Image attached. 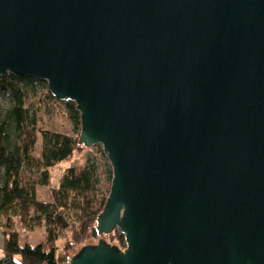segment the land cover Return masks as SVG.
<instances>
[{
  "label": "water",
  "instance_id": "water-1",
  "mask_svg": "<svg viewBox=\"0 0 264 264\" xmlns=\"http://www.w3.org/2000/svg\"><path fill=\"white\" fill-rule=\"evenodd\" d=\"M47 82L112 167L69 264H264V0H0V77Z\"/></svg>",
  "mask_w": 264,
  "mask_h": 264
},
{
  "label": "trees",
  "instance_id": "trees-1",
  "mask_svg": "<svg viewBox=\"0 0 264 264\" xmlns=\"http://www.w3.org/2000/svg\"><path fill=\"white\" fill-rule=\"evenodd\" d=\"M34 81L15 74L0 77V97L3 95L9 102L6 109L0 104V227L4 235L0 264H63L59 240L63 239V252L67 253L87 238H97V219L110 192V187L101 191L94 165L80 171L69 166L58 184L50 185L51 170L71 163L75 153L86 146L79 143L80 114L72 101H65L64 109L76 135L38 128V118L27 106ZM49 97L46 90L39 104ZM39 138L41 150L37 155ZM39 186H51L49 201L39 199ZM17 225L27 232L44 226L45 240L37 245H21ZM108 236L111 243L106 242L116 249L126 248L124 235L118 229Z\"/></svg>",
  "mask_w": 264,
  "mask_h": 264
},
{
  "label": "rangeland",
  "instance_id": "rangeland-1",
  "mask_svg": "<svg viewBox=\"0 0 264 264\" xmlns=\"http://www.w3.org/2000/svg\"><path fill=\"white\" fill-rule=\"evenodd\" d=\"M32 83V93L27 97V106L30 111L36 114L38 118V128L47 129L51 132H59L68 135H76L77 130L70 120V118L65 114V101L58 100L51 95L49 99L42 104H39L38 100L41 94H44L47 88V82L44 80H37ZM31 91V90H30ZM0 104L3 109L9 106V102L6 97L1 95ZM56 106V108L54 107ZM58 108H61L59 112ZM41 150V139L39 138L36 144V154L40 155ZM89 165L96 166V173L100 177L101 191L104 193L106 189L110 187L112 180V167L107 157L103 153L102 146L96 144L93 146L82 148L80 151L75 153L74 158L71 163H65L54 167L51 170L50 185L55 186L58 184L63 172L69 167L73 166L77 171L86 168ZM51 186H39L38 187V197L40 200L49 201L51 199ZM17 229L20 232L19 243L24 245L29 243L31 245H37L45 240V230L44 226L36 227L32 232H27L20 229L17 225ZM103 238L104 241L110 242V237L108 235L98 236L97 238L89 237L85 242L77 245L73 250L67 253L63 252V239L59 240L58 253L63 262V264H69L70 260L75 256L78 250L89 243L98 244L99 239Z\"/></svg>",
  "mask_w": 264,
  "mask_h": 264
},
{
  "label": "crops",
  "instance_id": "crops-1",
  "mask_svg": "<svg viewBox=\"0 0 264 264\" xmlns=\"http://www.w3.org/2000/svg\"><path fill=\"white\" fill-rule=\"evenodd\" d=\"M3 243H4V235H3V230L0 227V257L3 254Z\"/></svg>",
  "mask_w": 264,
  "mask_h": 264
}]
</instances>
